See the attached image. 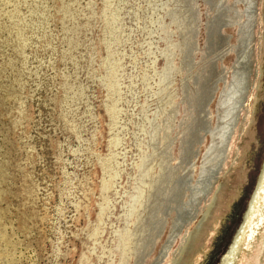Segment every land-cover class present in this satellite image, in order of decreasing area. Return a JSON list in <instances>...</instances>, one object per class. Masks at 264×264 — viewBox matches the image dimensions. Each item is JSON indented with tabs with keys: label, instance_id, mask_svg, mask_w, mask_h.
<instances>
[{
	"label": "rangeland",
	"instance_id": "374dc122",
	"mask_svg": "<svg viewBox=\"0 0 264 264\" xmlns=\"http://www.w3.org/2000/svg\"><path fill=\"white\" fill-rule=\"evenodd\" d=\"M263 11L0 0V264H217L264 158Z\"/></svg>",
	"mask_w": 264,
	"mask_h": 264
},
{
	"label": "bare ground",
	"instance_id": "6f19581e",
	"mask_svg": "<svg viewBox=\"0 0 264 264\" xmlns=\"http://www.w3.org/2000/svg\"><path fill=\"white\" fill-rule=\"evenodd\" d=\"M258 12H260L259 9H258ZM259 15L261 16V14H259ZM261 21H262L261 24H264V11H263V16H261ZM260 30H262V29L260 28ZM263 37H264V35H263ZM261 38H262V36L260 35L259 42L261 41ZM247 61H249V60H247ZM256 61H258L257 58H256ZM248 63L249 62H247V66H248ZM247 66L245 67V69H243L244 77H243L242 83L240 85L241 97L244 96V93H245V90H246V86H247L246 78H247V75H249L247 73L248 71L246 69ZM263 71L264 70H263L262 64L258 65V62H257V76L255 78L254 86H253V89L256 90V94L254 95V103L257 101L258 89H260V85H261L260 83H261V77H262ZM250 85H251V83H250ZM250 106H249V117H248L247 121H250L251 117H252V111H251ZM233 128H234V122H233L232 126L229 127L227 139H226L225 144H224L225 147H223V149L221 151V157H220L219 163H218L217 167L215 168V171L217 170V172L220 170V168H221L220 166L222 165V162L225 159V154L227 153V151L229 149L228 138L231 136ZM215 171H213V172H215ZM211 177L213 178V176H211ZM217 177L215 176V179ZM213 179H212V182H211L212 185H213ZM221 184H222V182H221ZM209 190H210V188L208 189V191ZM211 192H212V190H211ZM211 203L212 202L207 204V202H206L207 206L205 205L206 206V210L204 211L203 217H205V215L208 216V213L210 212V208L212 206ZM200 209H202V207ZM200 211H202V210H200ZM198 221H200V220H198ZM189 226L191 227V225H189ZM194 227H196V225ZM195 233H194V235H195ZM183 236H185V235H183ZM185 240H183V241H185ZM187 240H186V242H187ZM180 243H182V242H180ZM178 253H180V251ZM205 253H206V251H205ZM178 255L176 256V260H177ZM179 256H181V255H179ZM174 261H175V259H174ZM195 261H196V257H193L188 262H186L185 264H194ZM177 263H179V262H177ZM217 264H264V158H263V160L261 162L257 177L255 179V183H254V185H253V187L251 189V192H250V194H249V196L247 198L245 208L243 209L242 214L240 216V221L236 225V227H235V229H234V231H233V233H232V235L230 237V240L227 242V244H226V246L224 248V251L219 255Z\"/></svg>",
	"mask_w": 264,
	"mask_h": 264
}]
</instances>
